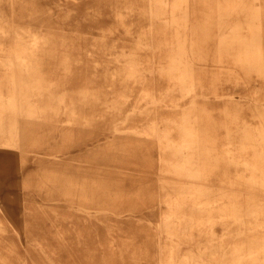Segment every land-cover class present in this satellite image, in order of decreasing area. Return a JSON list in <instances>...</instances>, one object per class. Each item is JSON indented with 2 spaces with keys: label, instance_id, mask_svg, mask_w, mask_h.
Returning <instances> with one entry per match:
<instances>
[{
  "label": "rangeland",
  "instance_id": "rangeland-1",
  "mask_svg": "<svg viewBox=\"0 0 264 264\" xmlns=\"http://www.w3.org/2000/svg\"><path fill=\"white\" fill-rule=\"evenodd\" d=\"M31 1L39 9L22 4V11H37L33 13L36 17L33 23L45 27L54 42L64 43L68 49L65 61H60L63 55L59 53L49 57L46 66L52 69L45 75L58 90H66L74 97L87 87H96L102 92V99H89L93 108L77 110L88 119L72 117L64 104L47 111L44 121L22 117L24 128L36 129L28 137V143L35 140L31 145L19 140L15 146H6L0 138V264H163L167 253L175 264L182 258L186 259L185 264L199 259L208 264H231L230 248L242 237L237 232L242 230L251 238L260 235L264 231V227L259 228L262 217L251 224L245 223L244 228L229 224L225 229L227 236L219 243L217 235L210 234L212 230L199 224L206 216L198 204L187 206L182 198L192 188H208L213 192L226 183L202 167L197 172L199 177L186 176L185 168L173 165L169 152L162 151L159 137L146 134L147 128L153 125L163 128L162 117L177 119L182 109L191 104L189 97L177 101V105L176 101L166 100L164 69L169 55L159 53L153 58L151 86L156 94H145L141 82H127V98L117 109L112 106L117 104L114 100L111 103L105 100L114 98L115 92H125L123 83H107L109 71L100 66L96 72L91 71L90 55L86 53L90 42L100 43L104 36L120 48L129 43L128 38H138L135 34H125L117 20L119 11L122 17L133 19L129 26L143 28L145 40L151 42L154 26L149 2L123 0L117 12L99 4V0H74L60 8L53 0ZM230 2L182 0L180 7H174L168 15L172 20L169 36L174 48L171 52L178 49L179 41L182 45L179 49L191 60V66L211 75V81L217 78L216 84L209 83L198 97L210 102L212 117L220 124L227 117L216 113L222 109L230 116L240 111L264 116V73L260 76L248 72L244 64L256 60L235 58L246 52L258 53L264 62V0H244L246 9L239 15L229 9ZM8 4L3 2L7 12L10 11ZM255 4L261 12L252 18L247 14ZM232 21L238 22L236 29L230 25ZM246 37L254 39L248 43ZM102 60L109 58L102 56ZM61 63L69 69L64 70ZM132 127L146 130L135 133ZM215 127L219 141L214 149L226 161L228 145L224 128L219 124ZM235 132L239 134L237 129ZM119 141L124 147H116ZM117 148H124L126 152ZM97 149L102 150L95 159L85 153ZM65 168L115 183L123 191L134 192L139 200L131 206L122 203L119 210L102 211L101 204L95 205L97 209L84 203L80 206L76 200L62 198L56 190L50 192L51 198L34 188L35 180L44 170ZM234 173L229 169L225 176ZM175 199L183 202L170 208L169 202ZM170 210L181 211L184 217H195L192 228H182L181 221L180 227L174 228L170 223L169 229H165L164 213Z\"/></svg>",
  "mask_w": 264,
  "mask_h": 264
},
{
  "label": "bare ground",
  "instance_id": "bare-ground-1",
  "mask_svg": "<svg viewBox=\"0 0 264 264\" xmlns=\"http://www.w3.org/2000/svg\"><path fill=\"white\" fill-rule=\"evenodd\" d=\"M13 1L0 0V138H2L1 144L6 146H15L19 140L26 145L35 143V140L28 143V137L31 138V132L36 129L24 128L22 117L41 121L47 111L55 110L58 105L64 104V108L72 117L88 119L84 113L80 114L77 110L84 109V107L93 108L94 104H91L89 99H102V92L96 87H87L80 91L78 97H74L66 90H58L57 85L48 79L45 74L52 69L50 66H46L49 57L59 53L63 55L60 61H65L68 58V49L64 43L54 42L51 35L45 32V27L34 24L36 17L33 15L38 13L37 11L26 13L22 11V4L27 7L35 6L39 9L38 4L32 5L31 0L28 2L27 0L25 2ZM53 1L55 6L60 8L62 5L67 6V4L73 3L74 0ZM146 1L149 2V13L153 18L152 25L154 26L150 36L151 42L145 40L143 28L135 26L134 29L129 26L132 25L129 22L133 19L129 16L122 17L123 14L119 10L122 8L120 4L124 3L123 0H99V4L106 8L108 6V10L119 11L117 20L121 22L120 25L123 26L125 34H135L138 37L135 40L132 37L128 38L129 43L126 42L119 48L118 45L112 41L109 42L103 36L100 43L98 41L90 42L86 48V53L90 55L89 59L92 63L91 69L93 70L91 71L96 72L100 66L104 71H109V76L106 77H110V79L106 80L107 83L114 84L116 81L119 84L123 83L121 87H124L125 92H115L117 95L114 93V98H104L105 102L111 103L114 100V103L117 104L112 106L117 109L118 105L127 98V82H141L142 86H145L144 93L154 96L156 90L151 86V80L154 77L152 74L153 58L159 53L169 55L165 64L166 69H164L167 73L165 78L167 80L166 100L177 102L189 97L191 104L188 108L182 109L177 119L162 117L163 128L160 129L153 125L147 128L149 132L146 134L159 137L158 141L162 142V151L169 152V160H174L173 165L185 168L183 173L186 176L199 177L200 174L197 172L202 167L215 174L214 178L226 183V186L213 192L208 191V188H195L194 190L192 188L190 193L186 192V197L182 198L184 202L180 199L169 202L172 205L170 208L181 202L187 206L198 204L206 216L204 220L199 221V224L205 229L212 230L210 234L217 235L219 243L227 236L228 233L225 229L231 223L244 228L245 223L251 224L254 219L262 217L260 226H258L259 228L264 227V116L256 117L252 114L241 113V111L236 116H230L225 109H222L216 113H219L223 118L227 116L226 121L224 124L216 122L211 114L213 108L209 106L210 102L198 95L209 83L216 84L217 78L211 81V75L200 72L198 68L191 66L189 63L191 60L184 56L183 49H179L182 48L179 41H177L178 49L173 52L174 56L171 52L174 48L171 36H169L172 20L168 15L174 7H180L182 0ZM3 2H10L8 4L9 12ZM231 2L229 9L236 15L246 9L244 0H231ZM110 4L111 6H109ZM260 12L261 8L255 4L247 15L256 18ZM230 25L236 29L239 24L237 21H232ZM253 39V37H246L245 42L250 43ZM58 46L61 48L57 49ZM102 56H108L109 60H104V62ZM261 56L258 53L251 55L250 52H246L235 58L256 60L246 62L244 65L248 67V72L259 73L260 76H263L264 62L260 60ZM61 64L64 70L69 69L66 64ZM241 64L238 65L242 66ZM51 87L56 88V91H53ZM107 106L110 107L109 104ZM217 124L223 125L224 128L225 143L228 145L225 153L226 161L222 160L221 153L214 149L219 141L218 133H216L218 128L215 127ZM44 125L46 126V124ZM236 129L239 134L235 132ZM145 130L131 128V131L135 133L145 132ZM118 143L116 147H124L123 142L119 141ZM117 149L126 152L124 148ZM101 150L85 153L95 159L98 154H101ZM195 169L196 172L193 173ZM229 169L235 173L228 177L225 174ZM239 184H242L243 187L238 186ZM116 185L106 180L102 181L100 177L92 178L87 173L85 176L80 175L78 171L65 168L62 171L48 170L46 172L44 170L35 180L33 186L42 194L45 192L49 194L51 198L53 196H50V192L56 190L62 198L70 201L76 200L80 206L84 203L83 205H90L97 209L98 206L95 205L101 204L99 208L102 211L119 210L122 203H127L130 206L135 205L134 203L139 200V197L134 195V192L119 189ZM226 188H229L230 191L226 192ZM186 191H189V188ZM123 196L126 198H122ZM116 202H120L121 205ZM164 215L165 229H169L170 223L173 224V227L176 226L174 228L180 227L181 221L184 223L182 228H192L195 222V217L192 215L184 217L181 211L170 210ZM237 235L242 237L230 248L232 253L230 263L264 264V231L254 238L246 236L242 230L237 232ZM185 263L186 259L182 258L177 264ZM163 264H175L169 253L165 254ZM191 264L208 263L199 259Z\"/></svg>",
  "mask_w": 264,
  "mask_h": 264
}]
</instances>
